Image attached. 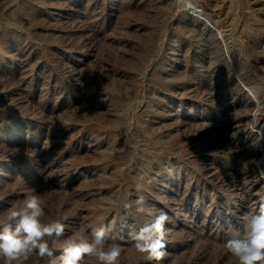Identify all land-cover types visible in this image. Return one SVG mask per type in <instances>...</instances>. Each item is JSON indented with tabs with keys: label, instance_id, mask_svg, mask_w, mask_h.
<instances>
[{
	"label": "rangeland",
	"instance_id": "obj_1",
	"mask_svg": "<svg viewBox=\"0 0 264 264\" xmlns=\"http://www.w3.org/2000/svg\"><path fill=\"white\" fill-rule=\"evenodd\" d=\"M190 3L0 0V212L35 190L66 237L104 224L120 264H157L129 239L152 219L123 207L142 185L169 217L160 264H228V230L264 204V137L244 131L264 0Z\"/></svg>",
	"mask_w": 264,
	"mask_h": 264
},
{
	"label": "clouds",
	"instance_id": "obj_2",
	"mask_svg": "<svg viewBox=\"0 0 264 264\" xmlns=\"http://www.w3.org/2000/svg\"><path fill=\"white\" fill-rule=\"evenodd\" d=\"M181 7H191L190 0H176ZM252 119L244 128L256 134V142L264 137L258 127L264 116V107L257 106ZM15 151V150H14ZM34 155V152H31ZM143 186L137 185L139 193L135 200L123 205L131 214L152 218L137 231L129 234L133 246L149 261L160 264L170 256L165 251V224L168 215L156 210L143 195ZM45 200L35 190L23 200L13 203L0 212V264H120L121 248L113 240L110 227L92 224L81 227L71 236H65L66 224L60 217L47 215ZM244 230L229 229V238L222 247L229 257L228 264H264V204L259 211H250L242 216ZM90 229V230H89ZM169 264H178L175 258Z\"/></svg>",
	"mask_w": 264,
	"mask_h": 264
},
{
	"label": "bare ground",
	"instance_id": "obj_3",
	"mask_svg": "<svg viewBox=\"0 0 264 264\" xmlns=\"http://www.w3.org/2000/svg\"><path fill=\"white\" fill-rule=\"evenodd\" d=\"M231 1H233V0H231ZM250 1V0H249ZM235 3V2H234ZM242 9V8H241ZM247 9H249V8H247ZM256 10H258V9H256ZM213 11V10H212ZM249 11V10H248ZM261 11V10H260ZM252 12H253V10H252ZM217 14V13H216ZM259 14V13H258ZM217 16H218V14H217ZM247 17H249V16H247ZM217 20H218V18H217ZM217 20H215V21H217ZM37 21V20H36ZM45 21V20H44ZM222 21H220L219 22V24L220 25H223L224 23L222 22ZM247 22V21H246ZM249 22V21H248ZM252 22V21H251ZM244 23V22H243ZM229 24V23H228ZM242 25V24H241ZM229 26V25H228ZM246 26V25H245ZM260 26V25H259ZM262 26V25H261ZM218 27V26H217ZM224 27V26H223ZM227 27V26H226ZM247 27V26H246ZM263 27V26H262ZM220 28V27H219ZM250 28H251V26H250ZM249 28V29H250ZM190 29V28H189ZM248 29V28H247ZM247 29H245V31L247 30ZM252 29V28H251ZM257 29V28H256ZM262 29V28H261ZM264 29V28H263ZM219 30V29H218ZM242 30H244L243 28H242ZM96 31V30H95ZM227 32V31H226ZM248 32V31H247ZM254 32V31H253ZM243 33V32H242ZM259 33V32H258ZM227 34V33H226ZM232 34V33H231ZM248 34H250V33H248ZM255 34H256V32H255ZM76 35V34H75ZM242 35V34H241ZM246 35V34H245ZM244 35V36H245ZM257 35V34H256ZM260 36H262V34L260 33L259 34ZM258 35V36H259ZM228 36V35H227ZM243 36V35H242ZM247 36V35H246ZM255 36V35H254ZM229 37V36H228ZM249 38V37H248ZM253 38V37H252ZM251 38V40H250V42H247V43H244L242 46H245L247 49L249 48L250 49V47H253L254 49H255V47L254 46H256V42H258V41H256V39L258 40V38H257V36H255L253 39ZM262 38V37H261ZM260 39V38H259ZM229 40V39H228ZM243 42V41H242ZM246 42V41H245ZM73 43V42H72ZM261 44V43H260ZM258 48V47H257ZM252 49V48H251ZM250 49V50H251ZM254 49H252V50H254ZM18 50V49H17ZM249 50V51H250ZM256 50V49H255ZM210 52H212V51H210ZM209 52V53H210ZM252 52V51H251ZM250 52V53H251ZM262 52L264 53V51L262 50ZM254 53H256V52H254ZM262 54V53H261ZM251 55H252V53H251ZM255 55V54H254ZM256 57H257V55H255ZM213 57H215L216 59H220V58H218L217 56H215V55H213ZM252 57H254L253 55H252ZM262 58V61H263V63H264V54H263V56L261 57ZM257 59H258V57H257ZM256 59V60H257ZM223 61V60H222ZM239 61V60H238ZM255 61V60H254ZM256 62V61H255ZM257 62H258V60H257ZM256 62V63H257ZM259 62H260V60H259ZM261 63V62H260ZM259 63V64H260ZM255 64V63H254ZM262 64V63H261ZM218 65V64H217ZM225 65V64H224ZM241 64H239L238 66H239V71H240V73H241V75H244V82H246V84L248 85H250V84H252L251 83V78H249V75H248V73H247V71L244 69V66L242 67V66H240ZM220 66V65H219ZM258 68V67H257ZM262 69H263V66H262ZM238 71V72H239ZM249 74H250V72H249ZM219 79V78H218ZM224 81H227L226 79H223L222 81H220V82H218L219 83V86L220 87H222V82H224ZM16 84V83H15ZM128 85V84H127ZM231 85V84H230ZM128 89V88H127ZM213 89V88H212ZM225 95H226V98H228V96L230 95V93L228 92V91H226L225 92ZM213 96V95H212ZM224 96V95H223ZM223 96L222 97H219L218 95L216 96V98L218 99V100H222L223 99ZM215 98V99H216ZM171 133V132H170ZM253 156V155H252ZM82 218V217H81ZM140 264H143V263H140Z\"/></svg>",
	"mask_w": 264,
	"mask_h": 264
}]
</instances>
